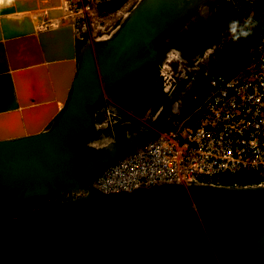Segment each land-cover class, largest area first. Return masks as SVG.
<instances>
[{
	"label": "water",
	"instance_id": "95a60500",
	"mask_svg": "<svg viewBox=\"0 0 264 264\" xmlns=\"http://www.w3.org/2000/svg\"><path fill=\"white\" fill-rule=\"evenodd\" d=\"M218 1L138 0L90 40L50 8L59 0H0V191L16 192L10 203L73 195L25 218L0 214V264H264V184L103 192L94 180L149 136L85 140L104 95L157 75L159 44Z\"/></svg>",
	"mask_w": 264,
	"mask_h": 264
},
{
	"label": "built area",
	"instance_id": "2783aa9c",
	"mask_svg": "<svg viewBox=\"0 0 264 264\" xmlns=\"http://www.w3.org/2000/svg\"><path fill=\"white\" fill-rule=\"evenodd\" d=\"M243 2L244 13L253 15L254 0ZM258 20L256 44L231 73L208 65L207 59L187 71H176L186 79L197 74L206 79L209 90L193 115L157 131L134 152L119 157L94 180L97 189L132 191L192 180L239 186L236 181L225 183L222 177H264V17ZM162 66V76L167 78L169 71L175 81L173 69L165 63Z\"/></svg>",
	"mask_w": 264,
	"mask_h": 264
},
{
	"label": "flooded vegetation",
	"instance_id": "af4514ba",
	"mask_svg": "<svg viewBox=\"0 0 264 264\" xmlns=\"http://www.w3.org/2000/svg\"><path fill=\"white\" fill-rule=\"evenodd\" d=\"M234 6V2L230 0H221L193 14L181 30L159 44L161 63L171 62L174 58L177 61L176 68L187 71L201 59L209 61V54L223 40L228 21L235 15ZM161 76L159 69L157 75H143L136 80L119 84L111 91L112 96L105 94L104 102L99 106L96 115L97 121L101 124L87 135V138L92 139L85 140L98 147L108 144L122 134L143 131L148 137V127L168 123L177 111V102L182 100L183 91L181 90L178 98H175L174 93H177L175 83L167 84V80H163ZM178 79L184 78L181 76ZM106 110L112 113L109 120V116H103ZM15 195L16 192L7 195L0 191V208L10 204ZM69 196L73 195L59 192L47 196L46 198L52 201L41 208L51 207L63 197ZM34 211L12 217L25 218Z\"/></svg>",
	"mask_w": 264,
	"mask_h": 264
},
{
	"label": "rangeland",
	"instance_id": "374dc122",
	"mask_svg": "<svg viewBox=\"0 0 264 264\" xmlns=\"http://www.w3.org/2000/svg\"><path fill=\"white\" fill-rule=\"evenodd\" d=\"M138 0H65V10L66 15H73L75 17V30L76 33L81 37H87L92 40L94 38H102L107 37L120 22L122 17L134 6V4ZM255 11L253 16L256 20L264 17V0H254L253 5ZM245 3L243 0H239L238 4L234 6L232 18L243 19L247 17V14L244 13ZM43 10V9H42ZM46 8L44 9V11ZM43 11V12H44ZM231 18V19H232ZM54 19V18H52ZM230 19V20H231ZM239 46V41H235L232 39L231 34L226 29L223 33V40L220 44L215 48L213 52L209 54V63L212 67H218L225 71H233L230 67L231 62V51ZM168 66H172L174 73H171L173 77L177 79L180 77L176 75V67L177 61L176 59H172L171 62H165ZM225 67V69H224ZM159 69H163L162 63L160 62ZM166 69V68H165ZM170 72H167V78L163 80H167L166 83L169 84L170 81L175 83L177 93H174V97L178 98L180 95V91H183V98L181 101L177 102V111H175L174 117H172L168 123H164L161 126L148 127V129H154L156 131L165 129L167 127H171L177 125L184 119L190 118L196 106L199 102L204 98L206 93L209 90L206 79L202 76V74H197L194 79H177L173 81L171 77L168 75ZM174 85V84H173ZM182 93V92H181ZM196 96V97H194ZM105 98V95H104ZM113 104V103H111ZM115 105V104H113ZM118 108L117 105H115ZM108 110V109H107ZM103 113L104 117H108V120L112 118V113L109 112ZM109 111V110H108ZM110 111H113L110 109ZM98 122V121H97ZM101 122L96 123L95 127H98ZM148 131V130H147ZM101 139V138H99ZM242 179V180H240ZM239 180L235 179L238 184H259L258 182H264L263 176L256 175H245L241 177ZM244 179H249L245 180ZM233 182V181H232ZM231 181H225V183H232ZM264 184V183H262ZM70 197V196H69ZM67 198L63 197L62 199ZM52 201L47 199L46 197H39L28 199L22 202L10 203L6 206L0 208V214L6 217H12L13 215L20 214H28L34 210L41 208L42 206ZM18 218V217H15Z\"/></svg>",
	"mask_w": 264,
	"mask_h": 264
},
{
	"label": "trees",
	"instance_id": "16d2710c",
	"mask_svg": "<svg viewBox=\"0 0 264 264\" xmlns=\"http://www.w3.org/2000/svg\"><path fill=\"white\" fill-rule=\"evenodd\" d=\"M258 24L256 26V28L253 31V34L248 37L247 39H241L239 41V46L236 47L235 49H233L230 53L231 55V62H230V67L232 69H234L237 65H241L245 62V56L247 54V51L249 50L250 47L254 46L256 44V32L261 24V20H257ZM226 73H231L232 71H228L227 69L225 70ZM148 133H149V137H153L157 134V131L154 129H148ZM245 175L242 174H237L235 176H223L222 180L225 181H234L235 179H240L241 177H243ZM242 180V179H240ZM245 180H249V179H244Z\"/></svg>",
	"mask_w": 264,
	"mask_h": 264
},
{
	"label": "clouds",
	"instance_id": "9594fccd",
	"mask_svg": "<svg viewBox=\"0 0 264 264\" xmlns=\"http://www.w3.org/2000/svg\"><path fill=\"white\" fill-rule=\"evenodd\" d=\"M11 0H9V3ZM258 21L253 15H249L243 19L232 18L228 21L227 30L235 41H240L241 39H247L253 34Z\"/></svg>",
	"mask_w": 264,
	"mask_h": 264
},
{
	"label": "bare ground",
	"instance_id": "6f19581e",
	"mask_svg": "<svg viewBox=\"0 0 264 264\" xmlns=\"http://www.w3.org/2000/svg\"><path fill=\"white\" fill-rule=\"evenodd\" d=\"M64 2H65V0H59V4H58V5L52 6V7H50V8L59 9V10L61 11V14H62V15H66V10H65V7H64V6H65ZM44 9H45V8H44ZM44 9H43V10L36 9V11H41V12H43ZM47 9H49V7H46V10L44 11L43 14L46 13ZM37 26H41V24H40V25H37ZM38 28H39V27H38ZM40 28H41V27H40Z\"/></svg>",
	"mask_w": 264,
	"mask_h": 264
},
{
	"label": "crops",
	"instance_id": "0c3cea01",
	"mask_svg": "<svg viewBox=\"0 0 264 264\" xmlns=\"http://www.w3.org/2000/svg\"><path fill=\"white\" fill-rule=\"evenodd\" d=\"M49 19L47 18V16L44 14V21H43V23L41 24V26H36L37 28L39 27H41V28H43V27H45L47 24H46V22L48 21Z\"/></svg>",
	"mask_w": 264,
	"mask_h": 264
}]
</instances>
